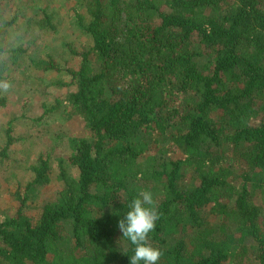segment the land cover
I'll return each mask as SVG.
<instances>
[{
  "label": "trees",
  "instance_id": "16d2710c",
  "mask_svg": "<svg viewBox=\"0 0 264 264\" xmlns=\"http://www.w3.org/2000/svg\"><path fill=\"white\" fill-rule=\"evenodd\" d=\"M82 8L74 21L88 42L67 45L77 67L31 57L16 42L2 47L0 80L18 71L31 80L34 69L68 78L52 82L69 94L30 119L35 132L64 105L85 135L58 133L70 156L42 145L18 170L20 207L0 219V264H129L118 222L143 190L160 213L149 239L159 264H234L247 242L264 264V195L254 202L264 187V0H84ZM12 12L0 17L2 39L23 17L22 7ZM44 14L28 24L55 32ZM25 117L0 132V176L15 175L17 146L38 145L35 132L14 135ZM55 181L56 198L38 218L26 215L31 192Z\"/></svg>",
  "mask_w": 264,
  "mask_h": 264
},
{
  "label": "rangeland",
  "instance_id": "374dc122",
  "mask_svg": "<svg viewBox=\"0 0 264 264\" xmlns=\"http://www.w3.org/2000/svg\"><path fill=\"white\" fill-rule=\"evenodd\" d=\"M84 0H0V17L5 20H10L15 7L23 8V17L19 19L16 28H12L8 33L0 37V65L7 61L8 55L2 53L3 49L15 43V48L22 46L26 49L31 57L51 56L61 66L77 67L79 64L78 57H74L69 52L67 45L73 46L75 49L81 48L88 41L86 37L79 31L74 21V9L79 7L82 10ZM44 13L52 17V21L56 26L55 32L51 30H39L36 26L28 24L31 18L41 19ZM39 14V15H37ZM1 24V22H0ZM28 55H25V60L28 64ZM34 78L26 80L20 76L19 71L11 74L5 72L2 74L3 80L10 83L11 87L7 92L0 91V98L7 99L5 108L0 109V132H4L8 121L12 117H20L26 114L24 119L18 120L15 123L16 137L27 138L30 133L35 132L31 127L30 119H37L43 115L44 106L52 108L57 104V100H64L69 94V88L60 89L52 85V82H59L60 78L63 81L68 78L61 77L57 73L43 75L39 71L31 70ZM65 78V79H64ZM8 79V80H7ZM66 108L61 106L56 113L50 114L37 124L38 130L35 134L38 137V145L31 147L22 144L17 146L16 150L22 153H17L14 157L12 165L15 169L13 173H6L0 176V219L4 216L13 217L16 215L20 203L16 199L17 190L21 187L20 176L18 170L23 166V163L28 164L34 159L35 154L42 148V145L51 149L63 151L66 156H70L71 152L69 144H56L57 134L64 136H81L85 135L82 128L69 119ZM3 139H0V144ZM60 146V148H59ZM26 149V151H24ZM29 167V166H27ZM69 171L74 177H78V172L75 168L69 166ZM60 184L55 181L49 184L46 188L31 192V199L26 203L24 213L30 217L38 218L41 214L42 205L56 198V192L60 190ZM257 188V193L254 202L262 203L263 189ZM234 264H256L253 259L251 244L241 247L239 256Z\"/></svg>",
  "mask_w": 264,
  "mask_h": 264
},
{
  "label": "clouds",
  "instance_id": "9594fccd",
  "mask_svg": "<svg viewBox=\"0 0 264 264\" xmlns=\"http://www.w3.org/2000/svg\"><path fill=\"white\" fill-rule=\"evenodd\" d=\"M11 87L7 81H0V91L7 92ZM160 218L153 193L140 191L130 203L127 211L118 222L122 238L132 246L129 264H159L163 255L161 249L149 243L150 233Z\"/></svg>",
  "mask_w": 264,
  "mask_h": 264
}]
</instances>
